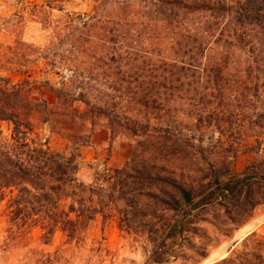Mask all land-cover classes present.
<instances>
[{"label": "rangeland", "instance_id": "1", "mask_svg": "<svg viewBox=\"0 0 264 264\" xmlns=\"http://www.w3.org/2000/svg\"><path fill=\"white\" fill-rule=\"evenodd\" d=\"M206 1L223 13L264 8V0ZM200 2L0 0V88L19 89L10 102L27 123L26 141L53 152L79 153L76 181L65 186L55 213L15 214L16 186L0 187V264H242L240 257L252 243L264 241V205L226 234L227 226L220 224L222 206L210 205L201 216L181 220L182 212L169 196L173 180L188 186L200 179L213 189L217 176L242 171L249 160L264 157V121L250 126L245 119L236 126L233 119L221 130L205 120L196 124V111L204 107L190 99L194 92L186 91V85L168 102L172 115L164 116L122 95L114 64L97 60L110 55L101 33L118 28L113 32L120 43L116 22L123 21L124 36L135 38L141 22L161 18L162 12L192 9ZM93 16L111 17L113 22H97ZM84 21L88 25L83 26ZM80 30H88L89 40L98 43L96 53L73 50L71 41ZM142 34L147 43L151 31ZM257 107L246 109L249 119L261 106ZM124 115L153 125L169 120L190 144L173 150L174 136L140 126L133 133ZM12 127L11 121L0 119V145L13 141ZM72 190L77 194L73 199ZM21 196L25 209H30L31 194ZM76 197L96 210L77 218L69 211V204L79 207ZM177 220L178 233L172 228Z\"/></svg>", "mask_w": 264, "mask_h": 264}, {"label": "trees", "instance_id": "2", "mask_svg": "<svg viewBox=\"0 0 264 264\" xmlns=\"http://www.w3.org/2000/svg\"><path fill=\"white\" fill-rule=\"evenodd\" d=\"M201 1L192 9L162 12L161 18L141 22V31L138 30L135 38L128 33L124 36L123 21L116 22L117 25L120 23V43L115 40L118 34L113 32L118 28H108L107 32L101 33V42H108V46L103 45L110 49V55L107 59L99 56L97 60L108 66L114 64L115 73L120 74L118 80L122 95L146 109L171 116L173 109L168 102L174 99L175 94L179 95L186 85V91L194 92V97L190 99L196 98L195 101L201 102L204 107L196 111V124L205 120L221 130L233 119L236 126L248 119L250 126L260 125L264 121V100L261 98L264 92V8L223 13L212 2ZM127 6L130 5L121 7L120 11H126ZM93 18L104 24L113 22L111 17ZM82 25H88L87 21ZM149 31V41L144 43L142 33L148 34ZM87 32L80 30L74 37L71 41L73 50L96 53L98 43L89 40ZM169 38L174 39L167 41ZM165 43L170 46L166 48ZM115 61L118 62L115 64ZM18 95L16 87L10 91L0 88V119L11 121L13 125V141L0 145V187L16 186L19 195L14 199L15 214L25 211L29 215H38L52 213L51 210L55 213L65 186L76 181L73 171L79 153L76 147L75 153L53 152L41 145H29L25 139L24 127L27 123L19 118L14 104L10 102ZM57 95L60 96L58 90ZM209 104L210 107H207ZM258 104L260 109L249 119L246 109L255 110ZM124 117L133 124L129 127L133 133L139 132L140 126L162 131L167 137L174 136L173 150L176 147L184 149L190 144V140L180 136L181 131L177 127L168 123L169 120L153 125L127 115ZM116 173L120 184V169H116ZM215 180L218 185L213 189H209L210 182L202 183L200 179L197 185L188 186L173 180V194L169 196L174 208L182 212L181 220L190 221L201 216L210 205L222 206L220 224L227 226V234L252 216L258 205H264V157L253 158L242 171H231L224 177L217 176ZM21 194H31L29 202L32 205L28 211L22 203L25 199ZM75 195L72 190L69 196L73 199ZM74 201L79 207L69 204V211L76 212L77 218L82 219L85 214L88 217L96 210L85 205L82 198L76 197ZM58 213L64 211L59 210ZM178 224L177 220L172 226L173 232H180ZM254 235V232L250 233V236ZM248 239V236L243 239L244 245H247ZM262 249L264 241L255 240L244 257H240L244 262H240L264 264Z\"/></svg>", "mask_w": 264, "mask_h": 264}, {"label": "water", "instance_id": "3", "mask_svg": "<svg viewBox=\"0 0 264 264\" xmlns=\"http://www.w3.org/2000/svg\"><path fill=\"white\" fill-rule=\"evenodd\" d=\"M258 220V219H257ZM249 227H246L244 229H242V231L240 233H238V235H240L241 233H244L246 231V229H248Z\"/></svg>", "mask_w": 264, "mask_h": 264}]
</instances>
